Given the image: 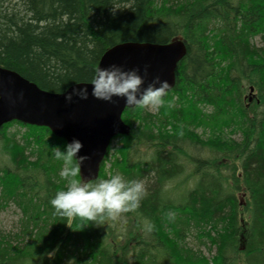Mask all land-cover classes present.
<instances>
[{"label":"trees","instance_id":"16d2710c","mask_svg":"<svg viewBox=\"0 0 264 264\" xmlns=\"http://www.w3.org/2000/svg\"><path fill=\"white\" fill-rule=\"evenodd\" d=\"M175 36L186 54L173 88L154 112L124 109L130 131L90 181L118 171L144 183L116 219L55 215L65 181L51 147L66 141L1 127L0 210L13 202L22 215L0 234V264H264V0H0V66L53 92L87 82L114 44Z\"/></svg>","mask_w":264,"mask_h":264},{"label":"water","instance_id":"95a60500","mask_svg":"<svg viewBox=\"0 0 264 264\" xmlns=\"http://www.w3.org/2000/svg\"><path fill=\"white\" fill-rule=\"evenodd\" d=\"M185 54L186 45L181 36L167 43L124 41L106 49L97 65L105 67L115 63L125 69L137 67L142 76L147 66L142 87L158 76L168 81L169 91L175 84L177 64ZM82 86L89 93L86 99L73 95L71 101H65L63 92L43 89L18 72L0 66V129L5 123L17 120L46 126L66 143L79 139L82 147L77 155L87 154L88 158L80 164L78 174L91 181L98 176L110 140L117 134L129 133L130 126L122 119V113L135 105L124 104L123 97L113 96L111 102L95 98L91 94L92 85L87 82L73 83L65 91Z\"/></svg>","mask_w":264,"mask_h":264},{"label":"clouds","instance_id":"9594fccd","mask_svg":"<svg viewBox=\"0 0 264 264\" xmlns=\"http://www.w3.org/2000/svg\"><path fill=\"white\" fill-rule=\"evenodd\" d=\"M143 71L144 76L137 67L125 69L115 63L105 67L97 65L87 83L92 85L91 94L95 98L111 102L113 96L123 97L124 104L129 106L158 108L164 103L170 85L167 80L154 76L142 87L147 66ZM60 92H63L65 101H71L73 95L86 99L89 94L83 86L72 87L71 91L61 88ZM81 147V141L76 138L65 143L63 150L58 145L51 147L53 158L62 161L58 175L65 181V185L49 199L53 213L94 222L106 218L116 219L120 213L137 208L146 193L145 185L139 179H125L118 171L95 182L76 178L80 164L88 158L87 154L77 155ZM147 227L150 229L152 226L148 224Z\"/></svg>","mask_w":264,"mask_h":264},{"label":"rangeland","instance_id":"374dc122","mask_svg":"<svg viewBox=\"0 0 264 264\" xmlns=\"http://www.w3.org/2000/svg\"><path fill=\"white\" fill-rule=\"evenodd\" d=\"M10 3H13L14 0H8ZM252 42L256 45V46H261L262 42H260L259 38L256 37L252 40ZM247 93V97H248V92ZM254 94V93H253ZM253 94H249V96L252 98ZM144 109H147L148 111L154 112L156 110V108H152V107H144ZM25 130L24 127L19 126L17 124L11 125L8 128L9 132H15L18 131L19 133H22ZM198 132H200L198 130ZM233 137L235 139L239 138L238 134L233 135ZM111 148H112V152L114 151V149L116 147H119L121 145L120 141L118 138H115L111 141L110 143ZM2 157V154H1ZM0 157V158H1ZM1 160V159H0ZM193 181V179L190 181V183ZM20 218V209L19 207L14 204L13 202L10 203L9 205H7L5 208L0 210V234H7V233H14V232H18L19 230V221ZM186 242H188L189 246L193 247V248H199L201 250V252L207 256V257H211L214 252H215V247H211L210 249L208 248V243L207 244H200L198 242V240L195 238V236H189L186 240ZM241 259H244V255H241Z\"/></svg>","mask_w":264,"mask_h":264},{"label":"bare ground","instance_id":"6f19581e","mask_svg":"<svg viewBox=\"0 0 264 264\" xmlns=\"http://www.w3.org/2000/svg\"><path fill=\"white\" fill-rule=\"evenodd\" d=\"M4 68H6V67H4ZM7 69H9V68H7ZM10 70H12V69H10ZM252 87H250L249 88V91H248V93L250 94V89H251ZM253 90V89H252ZM249 94H248V96H249ZM245 95H247V93H245ZM46 127V126H45ZM51 131V130H50ZM31 159H33V157H30ZM101 166V165H100ZM109 167V163H107V164H105L104 165V168H108ZM78 176H79V174H78ZM79 178H80V176H79ZM163 199H164V197H163ZM21 215H22V213L20 212V217H21ZM19 221H20V218H19ZM143 222L146 224V225H148L149 224V220H148V218L146 219H144L143 220ZM135 229V228H134ZM136 230H139V228L138 229H136ZM185 242H186V239H185ZM205 257H207V256H205ZM207 258H210V257H207Z\"/></svg>","mask_w":264,"mask_h":264},{"label":"flooded vegetation","instance_id":"af4514ba","mask_svg":"<svg viewBox=\"0 0 264 264\" xmlns=\"http://www.w3.org/2000/svg\"><path fill=\"white\" fill-rule=\"evenodd\" d=\"M249 97H250V96H248V97H247V98H248V100H249ZM251 99H252V98H251Z\"/></svg>","mask_w":264,"mask_h":264}]
</instances>
